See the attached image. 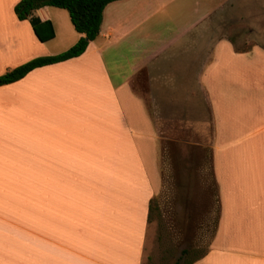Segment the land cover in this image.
I'll use <instances>...</instances> for the list:
<instances>
[{
    "label": "crops",
    "instance_id": "1",
    "mask_svg": "<svg viewBox=\"0 0 264 264\" xmlns=\"http://www.w3.org/2000/svg\"><path fill=\"white\" fill-rule=\"evenodd\" d=\"M19 1L0 0V76L81 37L62 9L19 20ZM229 1L109 3L81 56L0 86V264H142L168 153L156 110L178 105L207 108L218 200L192 264H264V47L222 36Z\"/></svg>",
    "mask_w": 264,
    "mask_h": 264
},
{
    "label": "rangeland",
    "instance_id": "2",
    "mask_svg": "<svg viewBox=\"0 0 264 264\" xmlns=\"http://www.w3.org/2000/svg\"><path fill=\"white\" fill-rule=\"evenodd\" d=\"M229 3L220 15L222 36L230 35L238 49L264 47V0ZM228 27L230 31L226 30ZM170 108L161 114L156 110L168 153L161 158V188L154 197L142 264H185L202 256L209 247L218 216L207 108Z\"/></svg>",
    "mask_w": 264,
    "mask_h": 264
},
{
    "label": "trees",
    "instance_id": "3",
    "mask_svg": "<svg viewBox=\"0 0 264 264\" xmlns=\"http://www.w3.org/2000/svg\"><path fill=\"white\" fill-rule=\"evenodd\" d=\"M119 0H20L14 7V13L19 20H26L32 12L43 7H54L68 13L74 30L81 35L80 39L66 51L55 55L30 60L0 76V86L13 83L23 78L31 70L81 56L89 43L96 39L100 32L103 10L109 3ZM31 25L39 40L45 41L53 37V29L48 21L31 19ZM154 199L149 202L148 221L151 218ZM183 255L187 251H182ZM203 256V255H202ZM200 257L185 264H192ZM175 264H180L176 262Z\"/></svg>",
    "mask_w": 264,
    "mask_h": 264
}]
</instances>
